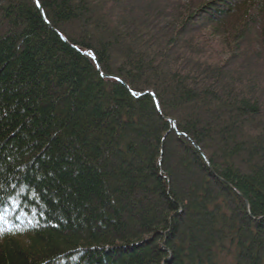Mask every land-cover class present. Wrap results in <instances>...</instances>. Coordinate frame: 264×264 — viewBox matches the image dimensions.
Returning <instances> with one entry per match:
<instances>
[{"label":"trees","instance_id":"obj_1","mask_svg":"<svg viewBox=\"0 0 264 264\" xmlns=\"http://www.w3.org/2000/svg\"><path fill=\"white\" fill-rule=\"evenodd\" d=\"M145 1L0 0V264H264V0Z\"/></svg>","mask_w":264,"mask_h":264},{"label":"rangeland","instance_id":"obj_2","mask_svg":"<svg viewBox=\"0 0 264 264\" xmlns=\"http://www.w3.org/2000/svg\"><path fill=\"white\" fill-rule=\"evenodd\" d=\"M166 1H169V3L172 4L171 7L173 8V5L175 4L174 1H177V0H159V4L165 5ZM197 1H199V0H196L195 2H197ZM146 2L147 1H145V0H143V1H141V0H117V5L120 7H115V9H113L114 10L113 12H115L114 16H116L117 19H119V20L121 18H132V17H134L138 25L148 22V23H150V25L152 24L153 30H155V32H160V30H163L165 28L164 23H163V19L160 18L159 20H157L158 17H156V12H155L156 6L151 8L150 10H147L146 9L147 6L145 5ZM202 2H203V0H202ZM137 7H138V10H136L133 13L134 9ZM241 17H242V15L236 14V17H234L232 19L229 18L228 22H230L231 24L232 23L235 24L238 19L239 20L241 19ZM207 31H212V30H207ZM205 33H206V30H200V32L198 33V36H196V37H198V39H199L200 36L205 34ZM201 37H203V36H201ZM247 38H248V41L244 43V47L252 49V47H249V45H250L249 43L251 41L253 42L255 37L253 35H250L249 37L247 36ZM200 40L201 41L198 42L199 49L202 48L201 49L202 53H205V54L209 53V51H205V49L206 50L208 49L206 47L208 43L204 42V41L210 42L211 38H207V40L204 39V41L202 38H200ZM209 46H210V48H209L210 51L214 52L215 54L217 51H220L222 53V55H225L224 50H221L219 48L217 51H215V46H213V45L211 46V44L208 45V47ZM248 51L250 52V49ZM243 52L245 53V58L249 56V55H246L247 54L246 49H244V51L241 50V52H239L238 56L242 55ZM218 60L220 62V60H221L220 57H218ZM241 61L242 60H238L236 63L233 62L232 67H230L231 69H229V70H233L236 73L242 75L244 77V79H243L244 83L245 82H252V83L253 82H257V83L259 82V84L256 83L257 86L255 85L253 87V90L256 93H260L259 91L262 90L260 84H263V77H264V64L262 62L260 63L257 61H253L252 64L250 65V67L247 68V66L244 63L240 64ZM209 84H211V83H209V82L208 83L207 82L202 83V86H206ZM240 85L238 84V86H236V87L239 89ZM213 86L218 90V92L220 91V93H218L220 98H222V100H227L228 91L222 92L221 90H219L220 87L223 86V83L215 82ZM258 98L261 99L260 103H262L264 106V96L262 94H260V96ZM263 109H264V107H263Z\"/></svg>","mask_w":264,"mask_h":264},{"label":"water","instance_id":"obj_3","mask_svg":"<svg viewBox=\"0 0 264 264\" xmlns=\"http://www.w3.org/2000/svg\"><path fill=\"white\" fill-rule=\"evenodd\" d=\"M39 8H40V6H39ZM40 10H41V8H40ZM42 11V10H41ZM63 40L64 41H66L64 38H63ZM87 54H89V55H91V56H93V54L92 53H87ZM94 58V57H93ZM94 60H95V62L97 63V60L94 58ZM98 70L100 71V69L98 68ZM103 77H106V76H104V75H102ZM156 104H157V107L159 108V105H158V102L156 101Z\"/></svg>","mask_w":264,"mask_h":264}]
</instances>
